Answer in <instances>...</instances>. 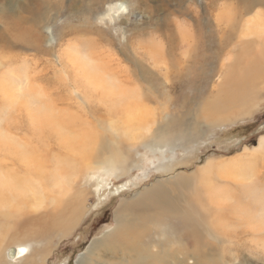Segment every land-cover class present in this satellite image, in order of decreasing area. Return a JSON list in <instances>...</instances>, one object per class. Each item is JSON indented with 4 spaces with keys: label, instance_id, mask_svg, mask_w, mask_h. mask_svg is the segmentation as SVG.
Listing matches in <instances>:
<instances>
[{
    "label": "rangeland",
    "instance_id": "374dc122",
    "mask_svg": "<svg viewBox=\"0 0 264 264\" xmlns=\"http://www.w3.org/2000/svg\"><path fill=\"white\" fill-rule=\"evenodd\" d=\"M258 1L262 0H0V37L5 40L0 41V139L22 141L35 125L37 139H59L60 151L39 147L40 152H33L37 147L27 145L30 140L25 139L21 143L26 145V154H60L68 158L63 143V132L67 131L68 143L75 144L84 137L90 146L84 151L92 157L98 155L100 162L77 175L75 186L78 183L86 191V210L74 231L51 250L47 264H74L93 238L112 230V211L118 202L137 205L125 211V220H130L131 225L135 216L140 218L137 227H141L143 240L149 243L147 249L140 243L141 264L150 263V253L167 264H264V232L257 233L239 220L242 208L259 206L250 205L233 173L200 172L184 188L177 179L180 174H191L208 158L238 159L245 148L255 146L259 136L264 135V100L256 102L248 112H239V107L235 119L220 126L205 127L199 115L200 102L213 97L216 82L229 76L222 78L219 67L220 63L226 64L222 55L229 50L226 38L234 34L230 26L241 25L238 20L244 10L264 12V4ZM221 10L227 11L229 23L217 26ZM17 20L24 28L21 41L5 33L8 25ZM240 31L241 28L235 33ZM141 41L145 44L141 45ZM220 42L224 44L222 50ZM15 88L30 90L33 101L8 104L6 98ZM70 90L79 93L70 95ZM120 90L134 91L131 105L126 104L129 100L121 102ZM27 108L39 110L30 121ZM184 125L198 135L186 151L177 147L182 143L179 136L171 148L166 144L154 149L144 147L153 142L155 128L173 141L170 132L179 127L182 131ZM108 149L124 157L126 167L134 154L141 160L122 173H105L113 169L106 161ZM10 151L11 147H0V154ZM103 162L108 163L106 171L101 168ZM239 162L237 172L251 169L255 191L264 189V174H258L264 160L252 166ZM9 163L0 155V164ZM15 175L28 177L17 172ZM157 182L162 183V188L156 194L164 193L166 202L176 200L179 208L187 209L191 192L190 197L199 195L195 205L198 217L190 224L192 234L182 236L175 228L172 230V221L157 208L135 203ZM263 200L259 199L260 204ZM107 243L93 259L104 258L110 248ZM12 248L17 253L13 259L3 255L5 262H15L21 250L26 253L25 248L17 246L6 250Z\"/></svg>",
    "mask_w": 264,
    "mask_h": 264
},
{
    "label": "bare ground",
    "instance_id": "6f19581e",
    "mask_svg": "<svg viewBox=\"0 0 264 264\" xmlns=\"http://www.w3.org/2000/svg\"><path fill=\"white\" fill-rule=\"evenodd\" d=\"M258 2L264 4V0ZM258 10H242V15L238 14V16L240 15V20L238 21L241 22H239L238 24L241 25L237 26L236 28L233 25H231L230 28L228 27L229 29L234 30V34L226 38L228 39V44H230L229 50L224 52L222 55V60L226 61V64L220 63L219 69H222V78L227 74H229V76L226 79H221L222 81L220 80L221 82L219 84L216 80V94L209 99H204L202 102H200L201 104H199V115L201 116L200 119L203 120L200 121L201 123L203 122V125H205V127L207 128H211L215 124L220 126L224 122H230L231 120L235 119V113L239 111V107V112H248L250 110V107L256 104V102H258L259 100H264V12H262L263 10ZM229 12L230 10H228V13ZM217 16V26L222 23L228 22V15L226 10H221L219 15ZM243 17L245 19H242ZM21 22V20H17L15 24L11 26L8 25V27L5 29V33L13 34L16 41H21L23 39L21 37L23 36L24 28L22 27ZM9 24L11 23L9 22ZM240 28V33H235ZM234 38H236L235 41H233ZM0 41H2L3 43L5 42L2 35L0 37ZM144 44L145 41L141 43V45ZM223 45L224 44L222 42L219 43L218 47L220 50L224 48ZM210 53L211 52H209V54ZM206 60H210L208 56ZM206 65L209 66L208 62H206ZM123 90L125 91L129 89ZM73 91L74 90H70V92L68 93L70 95L79 93ZM124 91L120 90L119 97L121 99V102L129 100L126 102V104L131 105L132 101L134 100V91ZM32 94L33 93L30 90H27V92H23L18 88H15L13 89L12 94L7 96V103L16 104L32 102ZM203 97L206 98V96H202V99ZM37 113H39V110L30 108L26 109V116L29 121L31 117ZM130 121H133V119L131 118ZM146 125H148V122ZM146 128L148 129V127ZM179 128L175 129V134L170 132V136L173 141H169V138H166L163 135L160 128H155V130L157 131L152 135L153 142L151 144H144V147H150L151 149H154L157 147V145L166 144L168 148H171L175 144L174 141L176 137L179 136L182 140V143H179L177 147L182 151H186L188 145L193 143V141L198 138L197 131H191V129L185 128V125L183 127L185 129H183L182 131ZM63 133L65 134V141H63V143L70 155L68 156V158L63 157L60 154H26L24 150L26 145L21 143L25 139L30 140L27 145L37 147L38 150H34L33 152H40L41 150H39V147H46L49 152L57 153L60 151L57 145L60 144L59 139H54L55 143L52 142L53 139L47 140L50 138L37 139V136H39V134L36 131L35 125L33 126V131L31 132V134L29 136H24L22 138V141L14 139H0V147L4 149L7 147H11L13 149V151L0 154L1 156L6 158V161L8 160L10 162L7 165L0 164V264H47V259L51 250L56 246V244H58L61 240L69 236L74 231L75 227L80 222L81 217L86 210V191L85 188L78 183L75 186L76 177L83 171L93 169V165L100 164L99 157L98 155L93 157L89 156V154L84 151L86 148L89 149L90 147L89 143L85 141L84 137L79 138V142L75 144L68 143V132L64 131ZM108 151L110 152H108L107 154L106 161L113 166V169L110 172L105 173H111L114 171L122 173L125 169L130 168L132 164L135 163L136 165V163L141 160L137 154H134L133 156L129 157V164L126 167V160H123L124 157L121 159L119 158V154L117 155L109 149ZM259 159L261 162L264 160V135L259 136V139L255 146H253L252 148H245L243 151V155L238 157V159L219 161L218 159L208 158L204 165L195 168V170L191 174L178 175V183L180 188H184L200 172L212 173L214 171L218 172L220 175L233 173V175L237 177L236 180L239 183L237 187H241L242 191L244 192L246 191L247 200L249 203H251L250 205L259 206V208L251 210L246 206L245 209L242 208L239 214V218L241 217L239 220L243 221L245 227L250 228L257 233H261V231L264 232V225H261L259 222H264V207L261 206L264 205V203L262 204L264 200L260 204L259 199H264V189H258L259 192L255 191L257 187L255 188L252 185V177L254 175V172H251V169L250 171L246 169L243 170V172H237L240 163L239 161H243L245 166H252L255 165ZM218 161L221 163H218ZM107 162H103V166L101 167L102 169H104L103 171H106V169H108ZM159 164L164 165L168 163L161 164L160 162ZM160 167L163 166H159V168ZM7 169L13 170L14 173L6 171ZM159 171H163V169ZM15 172L21 174L23 177H25V175L28 177L22 178L16 176ZM258 174H264V166L260 167ZM225 180L226 179H224V182ZM161 185L162 183L157 182L155 183V185H153V187L151 186L152 188H149L151 190L148 191L146 189V191L143 193L144 195L137 201H135V203L139 204L144 202L148 204V206L153 208V210L157 208L163 214V216L166 217V219H170L172 221L173 228L170 227L171 225L169 227L172 228V230H174L175 228V231L181 232L182 236L185 235L184 237H186L192 234V227L190 224L198 217V212L196 211L197 207L195 205L198 203V200H200L199 195H194L195 198L190 197V195H192L191 192L188 195L189 204H187V209H185L184 207L179 208V204L176 200H174L173 202H166L165 200H167L168 197L164 193L161 192L160 194H156V190L162 188ZM226 186H228L230 190L229 185L227 184ZM189 191L190 190H188V193ZM158 202L163 206H159ZM132 203L128 205L124 202H118V205L112 211V220L114 223L112 230L104 235H101L100 237L93 238L85 251L77 256L74 264H141L143 253L140 248V243L144 245L145 249H147L149 243L143 240L145 237L141 234V227H137V222L138 220H140L138 216H135V219L133 218V220L131 219L133 223L131 225L130 220H125V211L127 209H130L131 207L133 208L137 206L131 205ZM238 211L239 208L236 209L235 213H237ZM155 226L156 225H154V230H158ZM165 231L167 232L166 229ZM166 240L167 239H165L164 241ZM105 241L108 242L107 244L110 247L108 252L105 253L104 258L93 259V255H95L96 251L100 250ZM11 246H17L20 250L21 247H23L25 248L26 253L21 250L22 255L19 256V258L15 262H5L3 255L6 254V257L8 259H13L15 256V252L17 251L13 248L10 249L14 251V255L12 257H9L10 250L6 249L10 248ZM150 254L149 264H167L166 261L160 260L159 257L156 258L157 255Z\"/></svg>",
    "mask_w": 264,
    "mask_h": 264
},
{
    "label": "water",
    "instance_id": "95a60500",
    "mask_svg": "<svg viewBox=\"0 0 264 264\" xmlns=\"http://www.w3.org/2000/svg\"><path fill=\"white\" fill-rule=\"evenodd\" d=\"M13 255H14V251L13 250H10L9 257H12Z\"/></svg>",
    "mask_w": 264,
    "mask_h": 264
},
{
    "label": "crops",
    "instance_id": "0c3cea01",
    "mask_svg": "<svg viewBox=\"0 0 264 264\" xmlns=\"http://www.w3.org/2000/svg\"><path fill=\"white\" fill-rule=\"evenodd\" d=\"M250 6H251V3H250Z\"/></svg>",
    "mask_w": 264,
    "mask_h": 264
},
{
    "label": "flooded vegetation",
    "instance_id": "af4514ba",
    "mask_svg": "<svg viewBox=\"0 0 264 264\" xmlns=\"http://www.w3.org/2000/svg\"><path fill=\"white\" fill-rule=\"evenodd\" d=\"M256 143H257V141H256Z\"/></svg>",
    "mask_w": 264,
    "mask_h": 264
}]
</instances>
